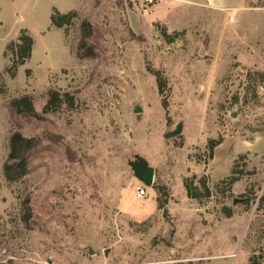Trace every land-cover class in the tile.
<instances>
[{"label": "rangeland", "instance_id": "374dc122", "mask_svg": "<svg viewBox=\"0 0 264 264\" xmlns=\"http://www.w3.org/2000/svg\"><path fill=\"white\" fill-rule=\"evenodd\" d=\"M53 9L77 19L55 30ZM83 20L96 56L79 60ZM21 30L34 53L7 89L3 56L7 67L13 57L2 53ZM49 90L69 93L72 107L43 114ZM23 95L43 120L10 115ZM0 100V264H264V155H232L264 138V0L240 11L204 0H0ZM14 130L44 151L9 184ZM218 138L230 147L210 166L206 144ZM139 162L154 171L143 198Z\"/></svg>", "mask_w": 264, "mask_h": 264}, {"label": "trees", "instance_id": "16d2710c", "mask_svg": "<svg viewBox=\"0 0 264 264\" xmlns=\"http://www.w3.org/2000/svg\"><path fill=\"white\" fill-rule=\"evenodd\" d=\"M77 19V13L75 11L62 14L56 9L52 10L49 17L50 25L52 28L62 29L70 25L71 21ZM80 39L77 45L76 58L82 59H92L95 58L96 54L94 52V37L96 31L93 26L86 20L81 21L79 25ZM33 39L27 33L26 30H21L16 42H9L6 45L4 55L6 52L10 51L12 54V60L10 65L5 69V73L9 78H15L18 67L24 65L31 56L33 49ZM26 76L30 75V71H25ZM156 79V84L159 94H164L167 89L166 80L160 72H154ZM46 104L43 108V114L50 112L51 110H56L61 106L62 103L66 102L68 107H72L74 99L69 93H60L59 91L49 90L46 94ZM162 107L167 108L166 101L162 100ZM7 111L14 114L17 118L22 120L33 119L37 121L43 120V116L38 114L33 107V99L29 95H23L14 99H11L7 104ZM223 142L222 138L216 140H208L206 144V149L208 151V158L211 160L213 158L214 149ZM7 155L2 165V174L4 180L9 183H17L21 181L30 170V166L39 154H42L44 147L41 146L39 138H26L18 130H14L10 133L7 138ZM234 174V173H232ZM235 175H232L227 182L232 185L238 181ZM187 195L191 198L193 197L191 193V188L187 185L184 186ZM163 208V205H159V209ZM264 209V197H260L257 203L256 211L260 212ZM231 213H225V217H231ZM30 219V212L24 216L23 222L26 223Z\"/></svg>", "mask_w": 264, "mask_h": 264}, {"label": "crops", "instance_id": "0c3cea01", "mask_svg": "<svg viewBox=\"0 0 264 264\" xmlns=\"http://www.w3.org/2000/svg\"><path fill=\"white\" fill-rule=\"evenodd\" d=\"M204 2L209 8L219 10V11H223V10L240 11V10L244 9L246 6V0H204ZM55 30H57V29H55ZM11 41H13V40H11ZM11 41H9V42H11ZM9 42H7L5 44V47ZM61 45H62L61 48H62L63 52H65L66 54H68L70 56V54L67 52L65 45L63 44L62 35H61ZM5 47H4L2 54H4ZM33 53H34V50L32 49L31 56H30L29 60H27L26 63L23 66H20L19 68H21V67L24 68L28 65V63L32 59ZM3 58L5 59L6 62H5L4 68H3V72H2L3 74L1 76H4L2 78H3L4 83L8 89L9 88L8 84L13 83V80L17 76L18 70L16 72L15 78L11 79V78H9V76L7 77V75L5 73V69L7 68L8 60L4 56H3ZM71 60H72V57H71ZM65 67L66 66L58 69L57 71L64 69ZM26 70L30 71V76H28V77L26 76V73H25ZM57 71H55L53 73L52 72L48 73L47 82H48V77L51 74H56ZM24 74H25L26 81L31 82L34 79L35 74H34L32 69H30V68L25 69ZM1 102L2 101L0 100V106L4 107ZM226 145H227V147H230V143L228 140L223 141L219 146H217L214 149L213 158L210 160V166L219 163V161L221 159L220 157L226 151ZM239 154L264 155V138H257L253 141H250V142H243V143L233 145V154L232 155L236 156Z\"/></svg>", "mask_w": 264, "mask_h": 264}, {"label": "water", "instance_id": "95a60500", "mask_svg": "<svg viewBox=\"0 0 264 264\" xmlns=\"http://www.w3.org/2000/svg\"><path fill=\"white\" fill-rule=\"evenodd\" d=\"M138 112V111H136ZM179 133L177 129L173 133L169 134L167 137L175 136ZM136 171L137 179L143 184L144 187H151L153 185L154 171L153 169L147 167L144 162H139L134 166Z\"/></svg>", "mask_w": 264, "mask_h": 264}, {"label": "built area", "instance_id": "2783aa9c", "mask_svg": "<svg viewBox=\"0 0 264 264\" xmlns=\"http://www.w3.org/2000/svg\"><path fill=\"white\" fill-rule=\"evenodd\" d=\"M227 20H228V22H229L230 24L235 22L233 16H229ZM145 189H146V187H144V186L139 187V188L137 189L136 193H137V197H138V198H143V197L146 196V190H145Z\"/></svg>", "mask_w": 264, "mask_h": 264}]
</instances>
